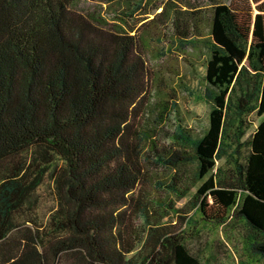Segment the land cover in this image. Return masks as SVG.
<instances>
[{
  "label": "trees",
  "instance_id": "16d2710c",
  "mask_svg": "<svg viewBox=\"0 0 264 264\" xmlns=\"http://www.w3.org/2000/svg\"><path fill=\"white\" fill-rule=\"evenodd\" d=\"M76 1L0 0V161L31 153L20 175L0 182V264H205L186 246L185 230L163 222L201 180L185 212L213 224L242 218L251 248L264 257V0H250L253 16L226 3L212 7L208 126L194 136L179 125L180 145L166 158L154 139L152 154L141 145L147 136L126 139L143 72L132 37L76 15ZM175 14L180 35L190 38L197 25ZM251 112L263 118L240 184L205 178L228 141L245 134ZM147 159L174 170L157 183L167 196L152 209L132 195L147 182ZM46 174L57 208L45 225L23 227L17 217ZM179 218L186 226L193 220Z\"/></svg>",
  "mask_w": 264,
  "mask_h": 264
},
{
  "label": "rangeland",
  "instance_id": "374dc122",
  "mask_svg": "<svg viewBox=\"0 0 264 264\" xmlns=\"http://www.w3.org/2000/svg\"><path fill=\"white\" fill-rule=\"evenodd\" d=\"M217 3L243 8L246 12L250 10L252 16L257 13L256 3L250 0H77L73 6L76 15L96 26L132 37L133 58L143 63V72L139 81L141 92L135 103L128 107L131 117L126 139L134 142L142 134L147 136L141 145L150 154L152 151L148 149L153 139L165 158L168 154L164 151L171 153V149H178L180 142L176 133L179 125L194 136L203 134L208 126L213 88L205 79V64L211 56L212 7ZM164 6L165 12L158 16ZM176 12L182 13L187 26L193 22L197 25L189 31L190 38H183L172 22ZM262 118L255 112L246 115L245 134L238 141H228L225 156L217 160L216 167L205 178L213 173L222 180L240 184L249 139ZM30 154L28 150L2 159L0 182L8 176L20 175L30 162ZM147 160L149 163H144L147 182L132 195L145 196L152 209L167 196L157 190V183H165L174 170L162 162L154 164L153 160ZM202 181L187 195L175 200L177 212L170 211L163 222L176 223L178 228L184 229L186 246L205 264H264V257L248 242L249 231L242 218L232 215L222 224H213L203 221L195 210L185 212L189 208L188 201ZM57 203L54 181L46 174L17 219L23 222V227L30 226L28 220L45 225ZM184 215L193 218L191 224L186 226L180 222L179 216ZM73 256L72 253L63 257L69 263Z\"/></svg>",
  "mask_w": 264,
  "mask_h": 264
}]
</instances>
